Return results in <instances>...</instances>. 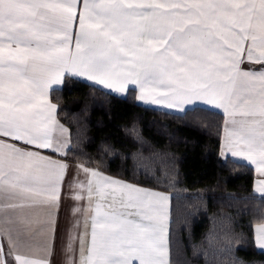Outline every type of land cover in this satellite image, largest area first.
I'll use <instances>...</instances> for the list:
<instances>
[{
  "label": "snow or ice",
  "instance_id": "obj_1",
  "mask_svg": "<svg viewBox=\"0 0 264 264\" xmlns=\"http://www.w3.org/2000/svg\"><path fill=\"white\" fill-rule=\"evenodd\" d=\"M80 77L116 93L138 85L139 99L181 112L222 108V155L264 175V0H0V264H38L17 251L8 210L58 205L70 131L47 96ZM80 170L70 198L87 204L72 212L87 215L79 247L66 245L70 264H170V197ZM255 190L264 198V181ZM253 240L264 252V224Z\"/></svg>",
  "mask_w": 264,
  "mask_h": 264
},
{
  "label": "trees",
  "instance_id": "obj_2",
  "mask_svg": "<svg viewBox=\"0 0 264 264\" xmlns=\"http://www.w3.org/2000/svg\"><path fill=\"white\" fill-rule=\"evenodd\" d=\"M50 97L70 130L66 161L171 194V264H264L253 240L264 199L251 167L220 155L222 114H174L68 78Z\"/></svg>",
  "mask_w": 264,
  "mask_h": 264
},
{
  "label": "crops",
  "instance_id": "obj_3",
  "mask_svg": "<svg viewBox=\"0 0 264 264\" xmlns=\"http://www.w3.org/2000/svg\"><path fill=\"white\" fill-rule=\"evenodd\" d=\"M245 67H248V65H245ZM77 79L89 83L91 85H94L109 94L116 95L122 98L127 97V95L131 91H133L134 101L142 106H146L162 111H167L174 114H183L185 112V111L181 112L178 109H169L162 102L153 103L151 100L139 99L140 90L138 85H129L124 93H116L114 91H110L103 88L102 85H97L92 81H88L87 78L85 77H80ZM62 85L61 86L53 85L52 88L49 89L47 99L51 104L56 105V111L54 113V117L56 121L69 130V128L59 120L58 105L54 103L50 97L51 91L53 89L61 88ZM195 107L206 108L223 115L220 155L223 158H230L233 161L241 162L251 167L254 173L252 191L256 197L261 198L260 193L257 192L255 189L259 187L261 181H264V175H262L259 172L257 165L251 163V161L247 160L244 157H232L230 154H226V156L222 155V153H226V149H224L223 145H224V138L226 136V128L228 127L227 122L230 119L227 113H225L222 108H215L214 106L205 105L203 102H199V101L196 102L195 105L186 106V109L188 110ZM57 138L59 139L58 134H57ZM70 143H71V137H70ZM34 150L39 151L42 155L46 157H51L53 160L64 159L63 155L54 154L53 151L51 150H45V149H34ZM65 162L69 165V169L67 171L66 178L63 183L61 198L58 202V205L49 206L48 204L42 202L41 200H37L33 202L31 206H26L23 209L8 210L10 214L15 215L18 219L16 223L13 225L14 229L21 233V237H20L21 244L20 247L17 249V251H19L26 258L36 260L38 264H70V256L67 253L66 245L69 242H71L74 247L78 248L79 242L76 240V237L79 233L85 232L84 217L87 215V213L81 214L80 212H77L74 214L72 212V208L74 206L77 208H83L87 204V201L85 200L82 202H78L71 199L70 196L72 192L69 188L70 182L74 183L76 181L85 180V175L83 171L82 170L78 171V166H85V165L80 163H71L66 160ZM91 169H96V168H91ZM100 172L103 173L102 171ZM103 174L105 176L120 181H125L123 179L107 175L105 173ZM128 183L140 186L145 189H150L155 192L167 194L170 197L168 201L169 220H170V204H171L170 193L157 189L144 187L132 182H128ZM77 221H80L79 227L76 226ZM262 224L264 223L255 225L253 229V233L254 230L260 227ZM70 236H71V241H69ZM5 250L6 251L8 250L6 243H5ZM7 259H8V264H15L13 256H8ZM168 259L170 261V250H169Z\"/></svg>",
  "mask_w": 264,
  "mask_h": 264
},
{
  "label": "rangeland",
  "instance_id": "obj_4",
  "mask_svg": "<svg viewBox=\"0 0 264 264\" xmlns=\"http://www.w3.org/2000/svg\"><path fill=\"white\" fill-rule=\"evenodd\" d=\"M13 216H14V219L17 221L18 220L17 217L15 215H13Z\"/></svg>",
  "mask_w": 264,
  "mask_h": 264
}]
</instances>
